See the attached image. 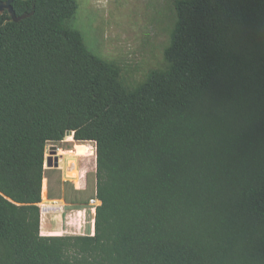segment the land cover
Listing matches in <instances>:
<instances>
[{
  "label": "trees",
  "instance_id": "trees-1",
  "mask_svg": "<svg viewBox=\"0 0 264 264\" xmlns=\"http://www.w3.org/2000/svg\"><path fill=\"white\" fill-rule=\"evenodd\" d=\"M78 7L0 12V264H264V0H176L169 67L132 91ZM68 133L95 143L91 195L46 167ZM45 179L101 200L94 235L41 234Z\"/></svg>",
  "mask_w": 264,
  "mask_h": 264
},
{
  "label": "rangeland",
  "instance_id": "rangeland-1",
  "mask_svg": "<svg viewBox=\"0 0 264 264\" xmlns=\"http://www.w3.org/2000/svg\"><path fill=\"white\" fill-rule=\"evenodd\" d=\"M77 2L79 7L71 22L83 32L85 42L94 54L119 68L122 84L127 90H135L147 80L151 72L168 69L165 50L171 43L177 22L176 0ZM49 155L59 156V168L64 180L72 182L75 188H85L88 181L86 195L94 192V142L79 143L74 140L73 133H68L62 142L47 145L46 156ZM46 196L47 179L44 181L45 198L42 201L46 202ZM84 208H88V215L90 207L87 204ZM87 219L86 227L78 235L90 234L92 224L91 219Z\"/></svg>",
  "mask_w": 264,
  "mask_h": 264
},
{
  "label": "crops",
  "instance_id": "crops-1",
  "mask_svg": "<svg viewBox=\"0 0 264 264\" xmlns=\"http://www.w3.org/2000/svg\"><path fill=\"white\" fill-rule=\"evenodd\" d=\"M88 142H92V141H88ZM95 166H96V158H95ZM86 184H88V181L85 183V185ZM76 189L86 190L87 186L85 188H76ZM44 198L45 197H44V188H43L42 200ZM40 207H41L42 235H46V236L64 235V233H68V235H73V234L78 235L86 227V222L88 221L87 217L91 219L90 221L92 225L90 227V230L92 231V227H93L92 221L95 218V213L90 208H89L90 213L86 215V211L88 210V208L83 209V206L72 205L71 203H67L63 198H49L48 191L46 196V202L42 201L40 203Z\"/></svg>",
  "mask_w": 264,
  "mask_h": 264
},
{
  "label": "water",
  "instance_id": "water-1",
  "mask_svg": "<svg viewBox=\"0 0 264 264\" xmlns=\"http://www.w3.org/2000/svg\"><path fill=\"white\" fill-rule=\"evenodd\" d=\"M13 1L14 0H6L5 2H0V12L4 11L5 9L8 10L12 19L14 21H20L28 16V14H22L18 16L13 8ZM55 148V147H54ZM56 149V148H55ZM46 165L48 168H57L59 167V156L49 155L46 156Z\"/></svg>",
  "mask_w": 264,
  "mask_h": 264
},
{
  "label": "built area",
  "instance_id": "built-area-1",
  "mask_svg": "<svg viewBox=\"0 0 264 264\" xmlns=\"http://www.w3.org/2000/svg\"><path fill=\"white\" fill-rule=\"evenodd\" d=\"M101 204V200L96 196L94 195L93 197H91L88 201V206L90 207V209L95 213L96 212V208L98 205ZM93 222V227H92V231L90 232L91 235H94L95 234V228H94V220L92 221Z\"/></svg>",
  "mask_w": 264,
  "mask_h": 264
},
{
  "label": "bare ground",
  "instance_id": "bare-ground-1",
  "mask_svg": "<svg viewBox=\"0 0 264 264\" xmlns=\"http://www.w3.org/2000/svg\"><path fill=\"white\" fill-rule=\"evenodd\" d=\"M75 175H76V171H75Z\"/></svg>",
  "mask_w": 264,
  "mask_h": 264
}]
</instances>
